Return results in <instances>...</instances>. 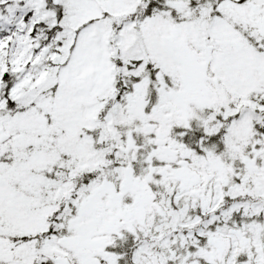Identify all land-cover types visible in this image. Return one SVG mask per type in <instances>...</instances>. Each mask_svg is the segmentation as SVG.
<instances>
[{"label": "snow or ice", "instance_id": "snow-or-ice-1", "mask_svg": "<svg viewBox=\"0 0 264 264\" xmlns=\"http://www.w3.org/2000/svg\"><path fill=\"white\" fill-rule=\"evenodd\" d=\"M0 264H264V0H0Z\"/></svg>", "mask_w": 264, "mask_h": 264}]
</instances>
